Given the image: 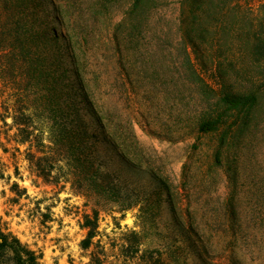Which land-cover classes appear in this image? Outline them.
<instances>
[{"label": "rangeland", "instance_id": "1", "mask_svg": "<svg viewBox=\"0 0 264 264\" xmlns=\"http://www.w3.org/2000/svg\"><path fill=\"white\" fill-rule=\"evenodd\" d=\"M58 1L72 2L75 17L89 21L81 47L93 101L104 126L117 129L126 154L144 169L125 175L152 196L125 206L70 180L36 176L26 144L16 142L11 114L32 111L42 100L0 82V229L40 253L41 264H153L150 252L162 264H204L191 237L210 241L208 260L216 264H264V92L246 115L228 114L218 129L200 132L198 116L216 99L220 80L199 56V41L193 37L191 46L180 29V0H152L151 25L120 56L112 48V24L132 0ZM95 2L104 8L96 10ZM33 125L50 126L46 119ZM146 172L167 184L175 217ZM94 211L95 236L83 249V222Z\"/></svg>", "mask_w": 264, "mask_h": 264}, {"label": "trees", "instance_id": "2", "mask_svg": "<svg viewBox=\"0 0 264 264\" xmlns=\"http://www.w3.org/2000/svg\"><path fill=\"white\" fill-rule=\"evenodd\" d=\"M256 2L180 0V29L190 38L191 46L199 41V56L220 80L216 99L198 116L200 132L218 129L228 114L246 115L264 92V4ZM92 4L96 10L105 6ZM73 6L58 0H0V82L7 88L17 85V94L32 91L42 100L32 111L22 108L11 114L16 142L26 144L25 158L45 182L70 180L78 190L87 188L130 206L147 200L152 192L125 175L144 169L126 154L117 129L104 126L102 111L93 101L94 90L85 78L81 47L82 32L88 34L83 25H90L88 20L75 17ZM155 7L152 0L131 1L124 16L112 24L114 53L120 56L121 48L132 51L138 45V35L151 25ZM128 64L132 70L133 61ZM120 68L126 70L124 65ZM128 86L135 89L132 82ZM35 119H46L50 126L36 127ZM91 122L95 127H89ZM146 173L155 184L156 195L164 194L175 217L167 184L154 173ZM96 220V211L84 219L87 231L80 242L83 249L92 244ZM130 234L136 238V232ZM187 241L201 262L216 264L208 260H213L209 240L191 237ZM149 257L153 264H162L151 252ZM40 258V253L0 229V264H41Z\"/></svg>", "mask_w": 264, "mask_h": 264}]
</instances>
